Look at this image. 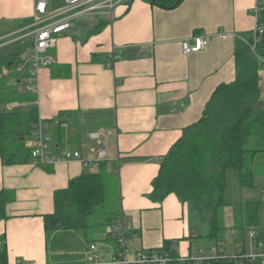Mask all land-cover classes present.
<instances>
[{
  "label": "crops",
  "instance_id": "crops-1",
  "mask_svg": "<svg viewBox=\"0 0 264 264\" xmlns=\"http://www.w3.org/2000/svg\"><path fill=\"white\" fill-rule=\"evenodd\" d=\"M255 1L171 0L175 4L170 6L133 0L115 8L111 18L84 15L79 18L91 20L78 21L82 25L74 18L55 46L46 50L51 63L41 66L28 84L24 81L27 67L17 70L26 57L19 54L22 62L13 70H3L7 85L34 98L0 103V113L36 109L50 135L45 154L55 160L5 165L0 158V193L8 198L0 218V250L5 247L7 264L88 262L94 255L110 259L116 249L113 223L109 229L96 228L94 234L44 229L43 216L53 211L54 192L83 172H101L106 187L116 181L119 210L115 216L124 215L129 222L130 254L164 251L169 244L174 258L202 264L219 258L220 252L246 253L244 245L230 253L217 245L193 247L206 233H200L205 225L192 202L180 201L174 193L155 202L149 193L162 158L181 132L203 116L220 84L235 79V44L252 42ZM34 5L35 0H0V38L31 26ZM61 5L62 0H47L48 12ZM193 34L210 39L204 49L185 55L180 42ZM259 79L263 94L260 73ZM93 132L101 139H92ZM27 145H33L32 137ZM103 146L105 155L98 159ZM65 151L79 152L80 158L56 160ZM249 187H254V178ZM249 201L258 202L257 198ZM256 217L258 225L259 208ZM250 232L255 240L264 241L249 229V250ZM90 244L95 245L93 250ZM196 257L204 258L196 261Z\"/></svg>",
  "mask_w": 264,
  "mask_h": 264
},
{
  "label": "trees",
  "instance_id": "trees-1",
  "mask_svg": "<svg viewBox=\"0 0 264 264\" xmlns=\"http://www.w3.org/2000/svg\"><path fill=\"white\" fill-rule=\"evenodd\" d=\"M170 1L153 0V3L175 4V1ZM261 22L264 26V10ZM250 42L236 41L235 79L215 89L206 103L203 116L181 132V137L162 158L158 174L151 182L149 197L155 202L162 201L170 193H174L180 201L192 202L208 227L205 238L209 240L217 239L219 231L225 229L218 214L225 205L226 170H237L240 186L249 187L254 178L252 164L258 153H264V98L258 74V56H264V33L254 50ZM26 43L29 48L32 46L28 38ZM19 54L20 51L0 54V103L34 98L29 93L19 94L16 88L7 85L3 76V70H13L22 62ZM15 74L18 80L19 73ZM37 122L36 109L27 113H0V158L3 164L29 161L30 147L27 140L31 138ZM106 186V179L101 172H83L72 178L65 188L56 190L53 211L43 216L45 232L86 230L88 218L104 206ZM7 201V196L0 193V218L4 217ZM257 210V201L247 204L244 218L248 224L256 222ZM112 219H108L107 224ZM164 248L171 257L176 256L169 244H165ZM6 260L3 246L0 264H7ZM202 264L239 262L219 257ZM244 264L260 263L254 261Z\"/></svg>",
  "mask_w": 264,
  "mask_h": 264
},
{
  "label": "built area",
  "instance_id": "built-area-1",
  "mask_svg": "<svg viewBox=\"0 0 264 264\" xmlns=\"http://www.w3.org/2000/svg\"><path fill=\"white\" fill-rule=\"evenodd\" d=\"M133 0H62L61 7L55 12H48L47 0H35L33 22L31 26L25 31L18 40L28 38L32 46L29 49L28 56L25 62L17 67L18 72L23 70V66L27 67V76H25V83L30 78L37 74V70L41 66H46L51 63V58L46 54L48 48L54 47L58 36L65 33L70 27L74 18H79L84 15L100 16L106 15L108 18L113 16L114 9L121 5H127ZM264 10V0H256L252 8L256 23L252 31L251 48L254 50L256 43L260 41L264 33V26L261 22L262 11ZM221 37H226V34L219 33ZM209 35L193 34L185 37L180 42L181 52L189 54L197 52L206 47ZM115 58V55H113ZM261 64V74L264 76V56H258ZM28 84V83H27ZM32 85H28L26 89L31 90ZM92 139H101L99 133L93 132L89 134ZM33 145L30 147V159L34 164H51L55 160L49 155L45 154L49 142L48 126L43 121L38 120L34 126L31 135ZM105 155V147L99 150L97 158L101 159ZM79 152L65 151L56 160L79 159ZM130 225L124 215L118 216L112 225V235L116 243V249L107 261L100 260L98 256L94 255L88 262H77L67 264H187L188 258L180 257L173 258L166 251H136L130 254L128 247V233ZM253 239L249 253L243 251L234 252L232 254H224L220 252L218 257L227 258L235 262H253L259 261L264 264V241L255 240L254 233H249ZM90 250L95 248L94 244H90ZM217 256V255H216ZM204 257L193 258L196 261ZM192 259V260H193ZM193 260V261H195ZM17 264H37L36 262L19 261Z\"/></svg>",
  "mask_w": 264,
  "mask_h": 264
},
{
  "label": "rangeland",
  "instance_id": "rangeland-1",
  "mask_svg": "<svg viewBox=\"0 0 264 264\" xmlns=\"http://www.w3.org/2000/svg\"><path fill=\"white\" fill-rule=\"evenodd\" d=\"M55 2L60 3L61 0H55ZM90 20L91 19L87 17L85 19L77 17L75 23L82 25L83 23L79 22H87ZM25 31H28V29H25ZM25 31L23 30L4 37L2 36L0 38V40H2L0 43V54L20 51V55L26 57L29 51L28 44L25 40L26 38H23V40L21 39V41H17L16 39L22 36ZM259 73L260 76H262L260 61ZM262 98H264V93L262 94ZM252 171L254 173V187L252 188L239 185L238 175L235 169H229L227 171L224 191V201L226 205L219 210L218 214L225 229L219 231L217 239L207 240L203 237L201 240L198 239L199 241L195 240L193 247H205L207 244L217 245L219 248L224 249L226 253H230L234 250V247L244 245L246 253H249V229L254 230L257 235L264 237V153H258L256 155L255 161L252 164ZM106 191L107 196L104 206L99 208L94 215L88 218V227H86L87 234H92V232L94 234L95 229L103 225L109 229L110 225L118 218V215L115 216L119 210L118 188L115 180L110 183ZM256 198L258 200L260 224L257 225V221L248 224L244 218L246 206L250 202V199L256 200ZM108 219H112L110 224H107ZM249 225L253 227L248 228ZM207 229L208 227L204 226L202 230H200V233L204 235ZM87 240L89 239L87 238Z\"/></svg>",
  "mask_w": 264,
  "mask_h": 264
},
{
  "label": "bare ground",
  "instance_id": "bare-ground-1",
  "mask_svg": "<svg viewBox=\"0 0 264 264\" xmlns=\"http://www.w3.org/2000/svg\"><path fill=\"white\" fill-rule=\"evenodd\" d=\"M89 20V19H88Z\"/></svg>",
  "mask_w": 264,
  "mask_h": 264
}]
</instances>
